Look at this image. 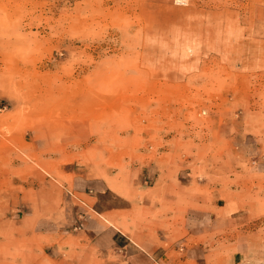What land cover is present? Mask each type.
I'll list each match as a JSON object with an SVG mask.
<instances>
[{"label": "rangeland", "instance_id": "374dc122", "mask_svg": "<svg viewBox=\"0 0 264 264\" xmlns=\"http://www.w3.org/2000/svg\"><path fill=\"white\" fill-rule=\"evenodd\" d=\"M237 252L264 264V0H0V264Z\"/></svg>", "mask_w": 264, "mask_h": 264}, {"label": "crops", "instance_id": "0c3cea01", "mask_svg": "<svg viewBox=\"0 0 264 264\" xmlns=\"http://www.w3.org/2000/svg\"><path fill=\"white\" fill-rule=\"evenodd\" d=\"M94 186L97 187L96 183L94 184ZM105 190L101 189L100 191L103 192ZM182 200H185V198L183 197ZM105 209L109 210L110 209L109 205L107 207H105ZM190 213L191 214H188L187 217H191V215H192V217H193L192 222H193L194 226L192 228H189V232L192 234H195V235H199V234L205 232L206 228L208 227V225L211 222V219L213 218V215L209 212H204V211L203 212L192 211ZM171 216H173V214ZM182 216H183V220H181V222L178 224H181L182 228H184V231H185V209H183V215ZM170 222H171V224H170ZM169 224L174 225L175 224L174 220H171V221L169 220ZM120 233H121V231H120ZM122 234H123V232H122ZM123 235H125V234H123ZM184 242H185V239H184ZM124 247H127V245H125ZM234 255H235L236 260L233 262V264H247V261H245V259H242L241 253L237 252V254L234 253L233 256Z\"/></svg>", "mask_w": 264, "mask_h": 264}]
</instances>
